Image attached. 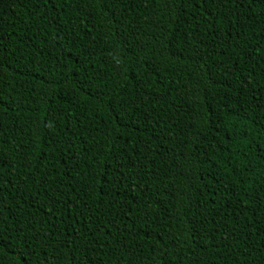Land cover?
Segmentation results:
<instances>
[{"label":"trees","instance_id":"1","mask_svg":"<svg viewBox=\"0 0 264 264\" xmlns=\"http://www.w3.org/2000/svg\"><path fill=\"white\" fill-rule=\"evenodd\" d=\"M0 264H264V0H0Z\"/></svg>","mask_w":264,"mask_h":264}]
</instances>
